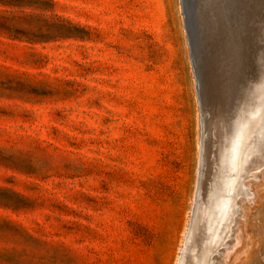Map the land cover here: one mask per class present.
<instances>
[{"label": "rangeland", "instance_id": "rangeland-1", "mask_svg": "<svg viewBox=\"0 0 264 264\" xmlns=\"http://www.w3.org/2000/svg\"><path fill=\"white\" fill-rule=\"evenodd\" d=\"M189 48L180 0H0V264H178L201 146ZM262 146L264 124L238 174ZM243 183L211 264H264V169Z\"/></svg>", "mask_w": 264, "mask_h": 264}, {"label": "bare ground", "instance_id": "bare-ground-1", "mask_svg": "<svg viewBox=\"0 0 264 264\" xmlns=\"http://www.w3.org/2000/svg\"><path fill=\"white\" fill-rule=\"evenodd\" d=\"M228 2L230 4L233 3L232 1H227V3ZM257 2L259 4L260 0H254L255 4H257ZM201 3H203V6H201V13H203L202 16H204L202 20L203 24L208 25L210 21V26H215L214 29H208V27L204 26L202 27L203 29L201 35L202 37L204 36L202 39V45H204L201 50L203 55L202 61L205 65V68H207L209 64L212 63L211 57L213 55L209 48H216V46H218L216 41L219 40L221 42L219 43V48L216 49H218V52H220V55H222L221 67L223 69L225 68L227 61L226 54L230 52L231 44L233 43L232 40L234 38H231V35L228 33L231 31L228 30L229 27L227 25V16L226 13H224L226 8H231V5H226L225 0L222 2L221 0H201ZM204 29L207 31H205L203 34ZM188 34L190 36L189 50L192 52V54H195L193 49V33L189 32ZM229 38L231 39L228 40ZM208 40H211V43L206 44L205 42ZM261 48V52H263V38ZM218 64L219 63L217 61L215 64H211V66L217 68ZM262 68L263 67H261V70H263ZM263 75L264 74L262 72L259 78V84L252 82L250 85H248V91L243 93L242 99L240 101L242 103L237 104L234 100L233 106L231 107V112L229 113V126H226L227 138L224 146V156L220 166V172L223 173V186H220L218 189V187L215 185L216 183H214L209 195V202H207L206 206L203 208V197L208 188L207 185L209 186L211 182L213 183L214 177L216 176L215 168H217V171L219 169L217 165L218 161L215 158L214 151L213 154L211 153L210 155L211 161H209L208 152L204 151V164L199 168L198 175L199 187L197 194L199 199L197 201V205H195L194 208L195 210L191 219L185 247L182 248L183 252L181 250L182 255H179L178 264H211L212 254L225 255L226 258L229 254L227 249L229 246V239L232 238V232H234L235 226L234 223L237 220L235 219V215L239 211L237 195L243 194L242 199H247L251 191L247 188L248 186L246 187V185H244V179L248 176L259 177L264 169V148L262 146L260 147L262 149H257L250 157L247 158V164L242 168L243 170L241 169L242 171L240 170L241 173L238 174L240 167L239 155L241 151V145L245 139L252 138L256 130L262 127L264 124L262 122L264 118V109H256L254 111L250 109L251 100L262 87ZM257 80L258 79H256V81ZM239 104H242L240 109ZM208 106H210V103ZM233 117L234 120H232ZM205 119L206 124L204 125V128L206 132L204 133V139L202 138L203 141L201 144H203L204 147L206 146L209 131L210 136H212L213 139L215 138L212 144V146L215 147L217 144L218 132L219 135H221L222 129L219 131V126L217 127L218 122L216 116L214 118V121L216 122L212 123L210 108L205 110ZM212 155L214 156L212 157ZM215 189L216 191L218 189L216 196L214 193ZM201 219H203L201 228L202 234H200V231L198 232L200 229ZM238 226L236 225V227ZM232 249L230 251H232Z\"/></svg>", "mask_w": 264, "mask_h": 264}, {"label": "water", "instance_id": "water-1", "mask_svg": "<svg viewBox=\"0 0 264 264\" xmlns=\"http://www.w3.org/2000/svg\"><path fill=\"white\" fill-rule=\"evenodd\" d=\"M222 1L223 0H221V2ZM225 1L226 5H231V8H226V11L224 13H226L227 16L226 19L228 21V30L231 31L228 33L231 35V38H234L232 40L233 43L231 44L230 52L226 54L227 61L225 64V68L222 69V55H220V52H218V49H216L219 48V43L221 42L219 40L216 41V44H218L216 48H209L210 52H212L213 55L211 57V64H215L218 61V67L214 68L213 66H211V64H209V66L205 68V65L202 61L203 55L201 53V50L204 45H202V39L204 37H202L201 35L203 29L202 27H208V29H214L215 27L210 26V21L208 23L209 26L203 24L202 20L204 16H202L203 13H201V6H203V3H201V0H180L183 22L189 46L190 36L188 33H193V49L195 54H192V52L190 51V57L195 75L196 91L201 113V143L204 139V133L206 132L204 125L206 124L205 110L207 108H210L212 123L216 122L214 121V118L216 116L218 122L217 127L219 126V131L222 129L221 135H219L218 132L217 144L215 145V147L212 146L213 140L215 138L213 139V137L210 136L209 131L206 146L204 147L203 144H201L200 146L198 170L204 164V151L208 152L209 161H211L210 155L211 153L213 154L214 151L219 168L218 171L217 168H215L216 176L214 177L213 183H210V187L207 185L208 188L203 197V208L204 206H206L207 202H209V195L214 183H216L215 185L216 187H218V189L220 186H223V173L220 172V166L224 156V146L227 138L226 129L229 126L228 121L230 120L229 113L231 112V107L233 106L234 100L237 104L242 103L240 101L242 99L243 93L245 91H248V85H250V83L252 82L259 84L260 75L264 70V53L261 52V43L264 33L263 3L258 4L257 2V4H255L254 0ZM227 1H232L233 3H227ZM205 31L207 30L204 29L203 34ZM231 38H229L228 40H230ZM205 43L209 44L211 43V40H208ZM260 62L262 66L260 65ZM261 67H263V70H261ZM256 79L258 80L256 81ZM209 103L210 106H208ZM241 105L242 104H239V109L242 107ZM232 120H234V117L232 118ZM213 156L214 155H212V157ZM198 175L194 196L195 203L193 205L192 211L193 214L195 205H197V201L199 199V196L197 194L199 187ZM217 191L215 189V196ZM202 224L203 219H201L200 229L198 230V232L200 231V234H202Z\"/></svg>", "mask_w": 264, "mask_h": 264}]
</instances>
